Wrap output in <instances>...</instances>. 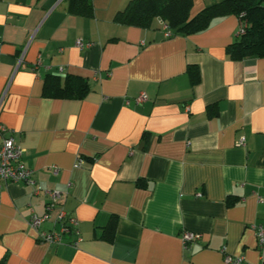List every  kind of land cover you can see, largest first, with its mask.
Instances as JSON below:
<instances>
[{
    "label": "crops",
    "instance_id": "0c3cea01",
    "mask_svg": "<svg viewBox=\"0 0 264 264\" xmlns=\"http://www.w3.org/2000/svg\"><path fill=\"white\" fill-rule=\"evenodd\" d=\"M218 1L194 0L192 14ZM129 2L93 0L84 17L67 0H0V126L36 181L0 180V262L225 264L229 252L262 264L264 57H229L236 15L167 36L160 18L149 28L115 22ZM49 74L83 77L91 90L45 97ZM46 190L78 218V246L74 234L38 240L29 221L45 213ZM184 231L200 238L185 246Z\"/></svg>",
    "mask_w": 264,
    "mask_h": 264
},
{
    "label": "trees",
    "instance_id": "16d2710c",
    "mask_svg": "<svg viewBox=\"0 0 264 264\" xmlns=\"http://www.w3.org/2000/svg\"><path fill=\"white\" fill-rule=\"evenodd\" d=\"M264 0H220L192 14L194 0H130L125 9L114 18L117 23L149 28L155 19L166 22L173 33L184 36L197 34L208 29L219 17L236 15L248 21V26L238 39L232 42L227 53L233 60L264 57ZM73 14L94 16L93 0H67ZM192 84L200 81L196 67L188 70ZM91 90L89 81L80 76L49 74L45 77L43 95L48 98L83 99ZM108 228H114L110 222ZM0 264H7L6 260Z\"/></svg>",
    "mask_w": 264,
    "mask_h": 264
},
{
    "label": "built area",
    "instance_id": "2783aa9c",
    "mask_svg": "<svg viewBox=\"0 0 264 264\" xmlns=\"http://www.w3.org/2000/svg\"><path fill=\"white\" fill-rule=\"evenodd\" d=\"M248 26V21L241 18L238 30V35L245 32ZM167 36H170L169 25L164 24ZM77 46L83 47L84 42L78 40ZM146 99L145 95L139 96L136 101L138 103L143 102ZM0 132L2 134L9 132L8 136H3L2 144L0 147V180L4 182H20L29 185H35L36 181L33 177V170L29 168L22 160L24 148L15 143L13 136H11V130L5 126H0ZM245 138L242 137L238 141V145H244ZM83 163V160H79V165ZM78 166V165H77ZM40 189L37 187L36 192ZM46 194L50 196V201L46 205L45 213L42 216L32 214L30 218V225L38 232V240L49 244H63L64 237L68 234H74L76 239L72 242L74 246L82 241L79 230V220L77 217L71 215L66 210L62 201L63 194L59 191L46 190ZM55 213L54 217L53 214ZM52 221L54 226L59 225V228L54 227L51 230L42 229L45 222ZM257 241L260 249H264V225L256 227ZM200 238V234L184 231L182 234V241L185 246L189 243ZM245 260L244 256H235L229 252L224 253L225 264H242ZM264 264V262L262 263Z\"/></svg>",
    "mask_w": 264,
    "mask_h": 264
}]
</instances>
